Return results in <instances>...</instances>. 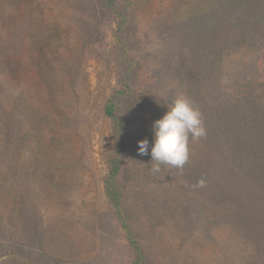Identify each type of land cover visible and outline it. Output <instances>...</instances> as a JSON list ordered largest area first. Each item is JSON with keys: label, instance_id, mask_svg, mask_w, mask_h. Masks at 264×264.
Instances as JSON below:
<instances>
[{"label": "rangeland", "instance_id": "obj_1", "mask_svg": "<svg viewBox=\"0 0 264 264\" xmlns=\"http://www.w3.org/2000/svg\"><path fill=\"white\" fill-rule=\"evenodd\" d=\"M7 9H21L6 40L22 58L1 101L30 131L7 139L0 120V264H264V0ZM179 94L206 137L190 141L182 174L154 173L153 124ZM114 150L119 207L106 191Z\"/></svg>", "mask_w": 264, "mask_h": 264}, {"label": "clouds", "instance_id": "obj_2", "mask_svg": "<svg viewBox=\"0 0 264 264\" xmlns=\"http://www.w3.org/2000/svg\"><path fill=\"white\" fill-rule=\"evenodd\" d=\"M154 144L151 146V161L155 162L151 171L158 173L160 165L178 169L181 174L189 162L190 141L198 142L206 137V129L201 111L187 96L179 94L166 114L153 124ZM139 143L138 155L149 154V142ZM205 186L202 178L197 187Z\"/></svg>", "mask_w": 264, "mask_h": 264}, {"label": "trees", "instance_id": "obj_3", "mask_svg": "<svg viewBox=\"0 0 264 264\" xmlns=\"http://www.w3.org/2000/svg\"><path fill=\"white\" fill-rule=\"evenodd\" d=\"M7 4L8 0H0V120L2 122L1 127L4 135H6L7 139H10L13 135H16L17 131L29 133L30 129H26L23 116L18 117L13 115L14 119L11 120V123L6 121L5 119H7V115L9 113L7 112L6 105H3L4 103L1 101V92L6 86L5 79L7 78L8 73H11L14 78L17 76L22 58H18L20 50L19 43L16 42L13 46L14 50L10 52L8 48V41L6 40L9 28H12V32L14 34L19 31V27L21 25H18V20L20 19L21 9H16L11 12L7 9ZM16 8H20V6H17ZM23 20L25 22V27L28 26L26 46L28 47L27 49L29 50V54L34 56L36 48L35 44L37 40H39L36 13L32 9L26 10V18ZM106 113L114 115L115 111L111 104L106 106ZM118 155L119 150H114V152H112V170L106 179L107 194L117 207L120 206L121 194L116 190L113 178L120 171Z\"/></svg>", "mask_w": 264, "mask_h": 264}]
</instances>
